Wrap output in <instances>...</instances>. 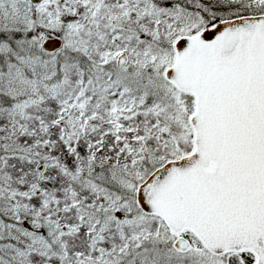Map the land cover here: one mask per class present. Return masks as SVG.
Returning <instances> with one entry per match:
<instances>
[{
    "label": "snow or ice",
    "instance_id": "6c2138e0",
    "mask_svg": "<svg viewBox=\"0 0 264 264\" xmlns=\"http://www.w3.org/2000/svg\"><path fill=\"white\" fill-rule=\"evenodd\" d=\"M0 264H264V0H0Z\"/></svg>",
    "mask_w": 264,
    "mask_h": 264
}]
</instances>
